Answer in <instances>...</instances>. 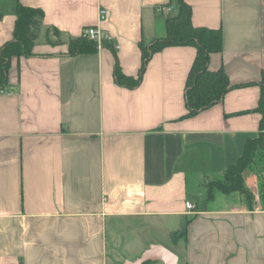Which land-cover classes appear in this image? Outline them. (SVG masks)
Wrapping results in <instances>:
<instances>
[{"label":"crops","instance_id":"1","mask_svg":"<svg viewBox=\"0 0 264 264\" xmlns=\"http://www.w3.org/2000/svg\"><path fill=\"white\" fill-rule=\"evenodd\" d=\"M185 1L195 27L221 31L209 69L231 87L193 117V46L152 55L135 88L115 81L116 64L139 77L142 47L177 14L172 0H0V50L18 5L45 15L33 55L12 59L0 92V264H128L153 245L178 264H264L258 161L243 174L251 206L204 193L264 136V0ZM49 28L62 43L46 42ZM89 28L101 48L70 56L68 40Z\"/></svg>","mask_w":264,"mask_h":264},{"label":"trees","instance_id":"2","mask_svg":"<svg viewBox=\"0 0 264 264\" xmlns=\"http://www.w3.org/2000/svg\"><path fill=\"white\" fill-rule=\"evenodd\" d=\"M172 1L176 4L177 14L167 20L165 38L157 40L149 48L142 47L143 59L139 77L135 79L125 76L119 65L116 64L115 81L118 85L135 88L140 84L152 55L167 47L193 46L196 48L197 54L187 79L186 88L188 117H193L220 103L224 95L231 89L228 76L223 69L216 72L209 69L210 55L222 51V34L220 30L195 27L191 20L192 9L186 1ZM16 17L13 39L0 50V92L8 86L12 59L14 57H31L43 31L45 15L42 10L18 5ZM50 34L55 37V43H62L59 31L49 28L46 30L48 44L53 43L49 39ZM67 45L70 56L94 54L98 51L97 42L89 39L86 34L79 38L69 39ZM105 46L110 47L106 44ZM261 103L259 110L264 115L263 102ZM262 150H264V136L248 142L244 154L237 163L230 166L221 178L211 182L208 197L212 199L214 191H220L227 195L238 193L244 196L251 206L254 196L246 187L243 174L254 163L255 155Z\"/></svg>","mask_w":264,"mask_h":264},{"label":"water","instance_id":"3","mask_svg":"<svg viewBox=\"0 0 264 264\" xmlns=\"http://www.w3.org/2000/svg\"><path fill=\"white\" fill-rule=\"evenodd\" d=\"M150 262L178 264V257L162 246L153 245L150 246L137 260L128 264H147Z\"/></svg>","mask_w":264,"mask_h":264},{"label":"built area","instance_id":"4","mask_svg":"<svg viewBox=\"0 0 264 264\" xmlns=\"http://www.w3.org/2000/svg\"><path fill=\"white\" fill-rule=\"evenodd\" d=\"M86 35L88 36L89 39H91L93 41H96L97 44H98V48H101V43L98 40L99 33L97 32V30L95 28H89L86 31ZM187 208L189 210H193L194 206L192 204H190V203H187Z\"/></svg>","mask_w":264,"mask_h":264},{"label":"rangeland","instance_id":"5","mask_svg":"<svg viewBox=\"0 0 264 264\" xmlns=\"http://www.w3.org/2000/svg\"><path fill=\"white\" fill-rule=\"evenodd\" d=\"M257 160L258 162L257 163H259L260 164V168H261V170H263L264 171V154H262V152H259V153H257L256 155H255V157H254V160ZM254 163L256 164V161H254ZM258 165V164H257ZM206 184V186H205V192L204 193H206L205 195H206V197H208L209 196V187H210V184H211V182H207V183H205ZM208 199H209V197H208ZM182 235V234H181ZM177 236V235H176ZM175 236V237H176ZM166 241V240H165Z\"/></svg>","mask_w":264,"mask_h":264}]
</instances>
